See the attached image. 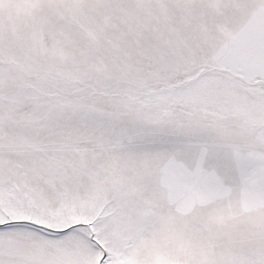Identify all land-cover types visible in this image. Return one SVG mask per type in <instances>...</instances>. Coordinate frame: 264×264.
<instances>
[{
	"label": "snow or ice",
	"instance_id": "1",
	"mask_svg": "<svg viewBox=\"0 0 264 264\" xmlns=\"http://www.w3.org/2000/svg\"><path fill=\"white\" fill-rule=\"evenodd\" d=\"M0 264H264V0H0Z\"/></svg>",
	"mask_w": 264,
	"mask_h": 264
}]
</instances>
